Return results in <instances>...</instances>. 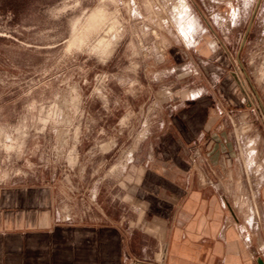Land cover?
Here are the masks:
<instances>
[{
	"label": "rangeland",
	"instance_id": "374dc122",
	"mask_svg": "<svg viewBox=\"0 0 264 264\" xmlns=\"http://www.w3.org/2000/svg\"><path fill=\"white\" fill-rule=\"evenodd\" d=\"M182 1L0 0V185H51L68 220L134 214L123 188L137 180L126 176L162 131L152 96L162 64H146L165 46H194L200 37L195 46H233V57L242 46L239 63L217 71H240L245 92L238 111L225 107L227 136L248 170L264 167V0H226L215 24L208 13L193 19ZM124 112L125 125H116ZM236 201L251 213L246 199Z\"/></svg>",
	"mask_w": 264,
	"mask_h": 264
},
{
	"label": "crops",
	"instance_id": "0c3cea01",
	"mask_svg": "<svg viewBox=\"0 0 264 264\" xmlns=\"http://www.w3.org/2000/svg\"><path fill=\"white\" fill-rule=\"evenodd\" d=\"M185 1L193 19L206 20L208 13L213 24L226 2ZM201 40L190 48L165 46L146 64H162L152 75L160 82L152 96L161 106L162 131L147 140L145 153L131 162L136 173L126 176L137 180L123 186L125 209L134 214L68 220L51 185H0V264H157L153 258L161 252L159 264L264 261V167L248 170L239 144L227 136L225 107L238 111L244 93L234 90L233 71L219 75L239 63L242 46L233 57V46H195ZM128 114L117 113L115 124L124 126ZM101 146L111 151L108 142ZM237 198L247 200L251 213L236 208Z\"/></svg>",
	"mask_w": 264,
	"mask_h": 264
},
{
	"label": "water",
	"instance_id": "95a60500",
	"mask_svg": "<svg viewBox=\"0 0 264 264\" xmlns=\"http://www.w3.org/2000/svg\"><path fill=\"white\" fill-rule=\"evenodd\" d=\"M231 75L233 76L235 82L240 86L242 92H243L244 95H245V92H244V90H243L242 87H241V83H240V81H239V79H238L236 73H235V72H231ZM256 262H257V264H264V261H263V259H262L261 257H258L257 260H256Z\"/></svg>",
	"mask_w": 264,
	"mask_h": 264
},
{
	"label": "bare ground",
	"instance_id": "6f19581e",
	"mask_svg": "<svg viewBox=\"0 0 264 264\" xmlns=\"http://www.w3.org/2000/svg\"><path fill=\"white\" fill-rule=\"evenodd\" d=\"M184 2H185V1H184ZM184 2L182 1L181 4H180V6H181V8H182L181 10H185L186 8H188V7H186V4H184ZM180 6H179V7H180ZM183 12H184V11H183ZM182 14H183V13H181L179 17H181ZM184 14H185V12H184ZM184 14H183V15H184ZM189 17H190V16H189ZM183 30H184V29H183Z\"/></svg>",
	"mask_w": 264,
	"mask_h": 264
},
{
	"label": "built area",
	"instance_id": "2783aa9c",
	"mask_svg": "<svg viewBox=\"0 0 264 264\" xmlns=\"http://www.w3.org/2000/svg\"><path fill=\"white\" fill-rule=\"evenodd\" d=\"M229 116V115H228ZM256 213H258L257 211H256ZM163 257V252H161L160 254H159V259L160 258H162Z\"/></svg>",
	"mask_w": 264,
	"mask_h": 264
}]
</instances>
